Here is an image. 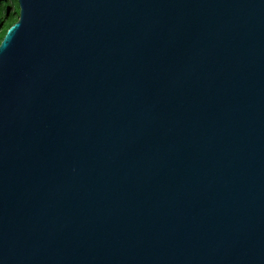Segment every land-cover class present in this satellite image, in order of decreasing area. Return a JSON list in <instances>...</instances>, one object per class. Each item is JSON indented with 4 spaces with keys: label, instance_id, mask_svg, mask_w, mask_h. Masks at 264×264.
I'll use <instances>...</instances> for the list:
<instances>
[{
    "label": "water",
    "instance_id": "95a60500",
    "mask_svg": "<svg viewBox=\"0 0 264 264\" xmlns=\"http://www.w3.org/2000/svg\"><path fill=\"white\" fill-rule=\"evenodd\" d=\"M17 2L0 264H264V0Z\"/></svg>",
    "mask_w": 264,
    "mask_h": 264
},
{
    "label": "rangeland",
    "instance_id": "374dc122",
    "mask_svg": "<svg viewBox=\"0 0 264 264\" xmlns=\"http://www.w3.org/2000/svg\"><path fill=\"white\" fill-rule=\"evenodd\" d=\"M6 4L2 8L7 10V16L4 17L3 22L0 24V41L7 29V27L12 24L18 18L19 6L17 0H5Z\"/></svg>",
    "mask_w": 264,
    "mask_h": 264
},
{
    "label": "trees",
    "instance_id": "16d2710c",
    "mask_svg": "<svg viewBox=\"0 0 264 264\" xmlns=\"http://www.w3.org/2000/svg\"><path fill=\"white\" fill-rule=\"evenodd\" d=\"M5 4H6V1H5ZM3 16H4V17L7 16V10H6L5 8H2V7L0 6V24H1V23L3 22V20H4Z\"/></svg>",
    "mask_w": 264,
    "mask_h": 264
},
{
    "label": "flooded vegetation",
    "instance_id": "af4514ba",
    "mask_svg": "<svg viewBox=\"0 0 264 264\" xmlns=\"http://www.w3.org/2000/svg\"><path fill=\"white\" fill-rule=\"evenodd\" d=\"M5 4V0H0V6L3 7Z\"/></svg>",
    "mask_w": 264,
    "mask_h": 264
}]
</instances>
